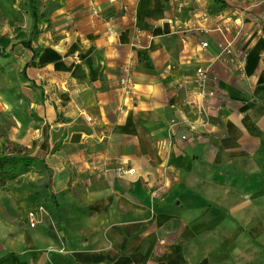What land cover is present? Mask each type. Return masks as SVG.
<instances>
[{
  "label": "crops",
  "instance_id": "crops-1",
  "mask_svg": "<svg viewBox=\"0 0 264 264\" xmlns=\"http://www.w3.org/2000/svg\"><path fill=\"white\" fill-rule=\"evenodd\" d=\"M23 1L0 0V47H24L52 179L0 188V264H264V1L37 0L29 47Z\"/></svg>",
  "mask_w": 264,
  "mask_h": 264
},
{
  "label": "rangeland",
  "instance_id": "rangeland-1",
  "mask_svg": "<svg viewBox=\"0 0 264 264\" xmlns=\"http://www.w3.org/2000/svg\"><path fill=\"white\" fill-rule=\"evenodd\" d=\"M24 3L21 2V8H25L26 4L24 6ZM22 47H14L7 52L0 47V50L4 51V56H0V95L2 100L6 102V107L4 106V109L0 110V154L38 157L32 152L41 142V138L36 133L37 127L40 131L41 123L36 109L30 107L29 94L25 96L22 92L23 84L20 80L23 79V74L20 67H15L17 65L16 55L19 56L25 52ZM15 77H17V85L14 83ZM9 85H12L11 88ZM38 133L40 134L41 131ZM59 144L60 141L58 140L52 146L53 148L58 147ZM13 175L14 178L7 180L6 183L15 180L17 181L16 184L23 183L22 188L26 187L25 184L31 183L34 193L40 194L43 191L44 197L46 196L45 188L49 175L51 176L50 180L52 179L49 170L32 166L28 168L18 167ZM7 187L4 184L2 189H8Z\"/></svg>",
  "mask_w": 264,
  "mask_h": 264
},
{
  "label": "built area",
  "instance_id": "built-area-1",
  "mask_svg": "<svg viewBox=\"0 0 264 264\" xmlns=\"http://www.w3.org/2000/svg\"><path fill=\"white\" fill-rule=\"evenodd\" d=\"M258 2L264 1V0H256ZM207 45L206 42L202 43V46L205 47ZM221 46V53H231V41H226L223 44H220ZM213 77V69L211 68V65L207 66H199L196 69L195 72V91H194V97L195 99L190 101V107L194 110L193 112L198 116L199 122L198 124H193V126H202L205 125L208 121V112L207 107L205 104L206 99L210 98H218V95L216 93V90L209 86L210 80L214 79ZM213 81V80H212ZM215 82V81H213ZM121 86L127 87V77H123L120 81ZM222 103V102H221ZM192 123V122H191ZM192 126V125H191ZM118 173L119 174H131L134 172V169L128 168L124 169L122 167H118ZM154 196H157V190L152 192ZM42 206L37 207L34 211H30L28 213V219L29 222L33 225L38 221V218L36 216V211H42Z\"/></svg>",
  "mask_w": 264,
  "mask_h": 264
},
{
  "label": "trees",
  "instance_id": "trees-1",
  "mask_svg": "<svg viewBox=\"0 0 264 264\" xmlns=\"http://www.w3.org/2000/svg\"><path fill=\"white\" fill-rule=\"evenodd\" d=\"M214 2L218 3L220 0H213ZM25 2V3H24ZM25 8L27 9L32 17L33 24L31 27V31L29 34V38L26 41H23V44L26 47H29V42L31 39H35L39 34V24L45 22L46 13L39 12L37 6V0H25L23 1ZM220 6L223 7L221 4ZM4 51L0 50V56H4ZM35 167L40 169H49L44 161V159H39L34 156L30 155H12V154H0V188L6 184L7 180L13 179L14 175L13 172L18 168H28V167ZM52 175V170L49 169ZM51 176L49 175V180Z\"/></svg>",
  "mask_w": 264,
  "mask_h": 264
}]
</instances>
